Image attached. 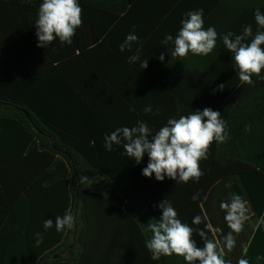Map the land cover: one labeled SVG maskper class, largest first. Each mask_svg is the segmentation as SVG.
<instances>
[{"label": "trees", "instance_id": "trees-1", "mask_svg": "<svg viewBox=\"0 0 264 264\" xmlns=\"http://www.w3.org/2000/svg\"><path fill=\"white\" fill-rule=\"evenodd\" d=\"M42 2L0 0L1 149L9 158L35 151L39 169L27 175L49 176L48 204H24V264H186L176 255L154 260L145 247L151 237L145 227L162 216L160 202L168 199L192 227L205 226L192 225L193 217H207L205 223L221 230L209 238L222 244L230 229L219 205L233 193L247 201L249 213L225 259L264 264L256 260L264 257V80L253 76L255 86L241 85L222 40L210 55L184 60L168 54L171 42L161 44L166 34L175 38L187 12L199 9L205 29L240 34L251 25L255 34L254 12L264 14V0H79L83 26L72 44L57 38L46 48L37 46L34 24ZM133 26L140 41L133 52L141 48L146 69L127 63L133 53L119 50ZM148 105L153 112L145 114ZM206 107L221 112L230 138L211 145L199 182L145 177L147 155L137 164L122 155L123 143L104 147L105 135L117 128L143 121L155 134L169 119ZM82 175L94 183L85 188ZM197 191L200 199L193 201ZM65 212L74 215L75 227L57 232L55 217ZM46 219L53 220L47 231ZM37 232L44 237L38 247ZM193 238L203 247L198 234Z\"/></svg>", "mask_w": 264, "mask_h": 264}, {"label": "clouds", "instance_id": "clouds-1", "mask_svg": "<svg viewBox=\"0 0 264 264\" xmlns=\"http://www.w3.org/2000/svg\"><path fill=\"white\" fill-rule=\"evenodd\" d=\"M204 10H193L185 14L181 20V28L173 38L166 34L161 41L162 45L173 44L167 48L168 54L179 60L186 59L189 54L194 56H208L217 46V41L222 40L223 46L232 54L237 75L241 85L255 86L253 76L264 80V14L259 8L254 12L257 31L253 33L251 25L243 28L240 34L232 31L218 33L214 26L204 27ZM38 47H45L57 38L62 45H71L77 29L83 26V9L79 0H43L40 4L35 20ZM250 40V42H248ZM140 44L135 35V26L132 33L128 34L123 43L119 45L121 53L128 51L131 54L127 63L139 62L141 69L148 67V60L141 61V48L137 47L133 52V44ZM159 59L164 60V54ZM223 90L224 85L218 86ZM135 111L134 108L130 109ZM145 114L153 112L151 105L143 109ZM159 114V109L156 110ZM251 125H245V131H250ZM227 122L221 118V112L211 108L203 111H192L188 115L179 118H171L165 126L159 128L153 134V129L143 121H138L134 127H120L104 137V147L108 151L113 150V144L123 143V154L134 158L139 164L145 155L148 157L147 166L142 170L145 177L151 178L155 174L157 181H163L167 176L176 183L187 184L199 182L205 174L200 167V162L209 158L211 145L226 143L229 140ZM80 183L88 188L94 183L92 178L81 176ZM191 199L198 201L200 191H197ZM220 209L225 212L224 220L230 231L223 236V243L209 238V232H220L213 229L211 224L205 223L207 217L196 215L192 219V227L178 218V212L172 203L165 199L160 202L159 208L162 216L155 222H149L145 232H150L151 237L145 240V247L151 253L154 260L161 256L182 257L186 264H231L225 259L226 253L235 248V235L243 231L244 223L248 219L249 208L247 201L239 194L233 193L230 200L221 202ZM76 219L71 212H65L63 216L55 217V230L63 232L72 230ZM43 227L45 231L53 227V220L46 219ZM194 234H198L203 240V247H198ZM36 246L43 243V234L35 233ZM245 254L247 249H244ZM264 257L257 256L259 261ZM237 264H250L245 258H240Z\"/></svg>", "mask_w": 264, "mask_h": 264}, {"label": "crops", "instance_id": "crops-1", "mask_svg": "<svg viewBox=\"0 0 264 264\" xmlns=\"http://www.w3.org/2000/svg\"><path fill=\"white\" fill-rule=\"evenodd\" d=\"M29 169H39L38 153L9 158L0 143V264H24V204L40 200L48 204L49 195L44 191L48 174L27 175ZM9 205L13 207V217L9 216Z\"/></svg>", "mask_w": 264, "mask_h": 264}]
</instances>
